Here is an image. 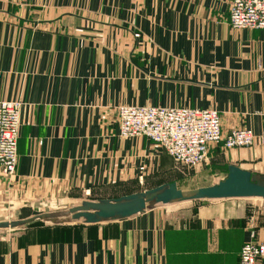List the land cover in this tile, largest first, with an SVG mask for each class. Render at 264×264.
I'll use <instances>...</instances> for the list:
<instances>
[{"label": "crops", "instance_id": "obj_1", "mask_svg": "<svg viewBox=\"0 0 264 264\" xmlns=\"http://www.w3.org/2000/svg\"><path fill=\"white\" fill-rule=\"evenodd\" d=\"M229 18L230 0H0V102H23L8 185L29 200L0 264H239L264 242V192L228 194L264 188V146L216 142L186 166L120 136L123 104L262 131L264 29Z\"/></svg>", "mask_w": 264, "mask_h": 264}, {"label": "built area", "instance_id": "obj_2", "mask_svg": "<svg viewBox=\"0 0 264 264\" xmlns=\"http://www.w3.org/2000/svg\"><path fill=\"white\" fill-rule=\"evenodd\" d=\"M230 24L234 28L264 29V0H230ZM23 102H0V173L16 174L18 141ZM120 136H145L157 143L178 163L197 166L209 160L210 146L223 141L227 149L264 146V128L260 133L251 128L235 129L223 135L218 110L191 107L118 106ZM264 260V242H246L240 251L239 264H259Z\"/></svg>", "mask_w": 264, "mask_h": 264}, {"label": "rangeland", "instance_id": "obj_3", "mask_svg": "<svg viewBox=\"0 0 264 264\" xmlns=\"http://www.w3.org/2000/svg\"><path fill=\"white\" fill-rule=\"evenodd\" d=\"M0 180H2L0 187V230L12 229L10 222L15 219L16 211L20 206L27 204L29 200L26 197L21 198L20 192L17 196L13 190L9 189V177L0 173ZM12 191L13 193H11Z\"/></svg>", "mask_w": 264, "mask_h": 264}, {"label": "water", "instance_id": "obj_4", "mask_svg": "<svg viewBox=\"0 0 264 264\" xmlns=\"http://www.w3.org/2000/svg\"><path fill=\"white\" fill-rule=\"evenodd\" d=\"M229 193L234 195H250V194H262L264 192V188L260 190V188H256L255 185L243 182H233L229 184ZM214 195H221L217 189H214ZM225 194V193H224Z\"/></svg>", "mask_w": 264, "mask_h": 264}]
</instances>
